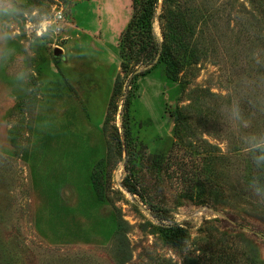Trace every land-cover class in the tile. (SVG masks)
<instances>
[{"label":"rangeland","instance_id":"obj_1","mask_svg":"<svg viewBox=\"0 0 264 264\" xmlns=\"http://www.w3.org/2000/svg\"><path fill=\"white\" fill-rule=\"evenodd\" d=\"M186 1L194 55L130 89L131 0H0V264H264V208L204 199L179 169L237 172L264 140V0Z\"/></svg>","mask_w":264,"mask_h":264},{"label":"trees","instance_id":"obj_2","mask_svg":"<svg viewBox=\"0 0 264 264\" xmlns=\"http://www.w3.org/2000/svg\"><path fill=\"white\" fill-rule=\"evenodd\" d=\"M159 0H131L132 14L126 24L125 29L119 36V54L121 66L129 70L127 85L132 89L136 80L140 76L148 74L157 64L164 63L167 77L173 76V66L182 63L188 57L194 55L193 47H190L193 39L194 10L186 0H161L160 13L157 15ZM158 18L161 40L154 32V22ZM179 57H182L181 60ZM177 59L175 61L174 59ZM177 62V63H176ZM129 94L124 95L123 111L128 108ZM124 115V114H123ZM174 132L179 136L182 132H188L189 127L176 117ZM119 139V134L116 132ZM122 139L127 146V157L130 154L128 148L129 139L124 122L122 123ZM205 141L202 139V146ZM264 140L255 142L250 146L249 155L251 160L241 167L237 172L230 165L220 162L219 165L210 166L205 159V155L198 156L199 161L205 163L197 168L195 172L187 171L180 166V180L185 183H198L202 198L207 199L211 191L215 195L214 203L230 200H242L243 203L251 206H261L264 208ZM208 147L213 148L211 145ZM190 156V155H189ZM129 158V157H128ZM127 158L126 168L130 164ZM196 159V156L189 159ZM188 160V159H187ZM189 162V161H188ZM181 160V165H184ZM233 170L235 183L228 180V172ZM133 170H129V176H125V186L131 193H138L135 181H133ZM132 180V181H131ZM187 189L190 187L187 185ZM228 193V198L223 201L219 199V194ZM221 195V194H220ZM222 204V203H220ZM161 232L166 241L178 243L183 239V233L178 223L162 225ZM1 246V243H0Z\"/></svg>","mask_w":264,"mask_h":264},{"label":"water","instance_id":"obj_3","mask_svg":"<svg viewBox=\"0 0 264 264\" xmlns=\"http://www.w3.org/2000/svg\"><path fill=\"white\" fill-rule=\"evenodd\" d=\"M54 54H55V55H59V54H61V50H60L59 48H55V50H54ZM121 108H123V104H122Z\"/></svg>","mask_w":264,"mask_h":264},{"label":"clouds","instance_id":"obj_4","mask_svg":"<svg viewBox=\"0 0 264 264\" xmlns=\"http://www.w3.org/2000/svg\"><path fill=\"white\" fill-rule=\"evenodd\" d=\"M257 146H264V145H257Z\"/></svg>","mask_w":264,"mask_h":264}]
</instances>
